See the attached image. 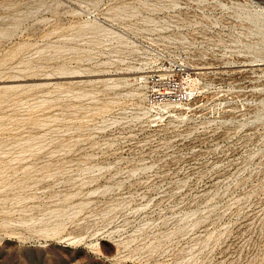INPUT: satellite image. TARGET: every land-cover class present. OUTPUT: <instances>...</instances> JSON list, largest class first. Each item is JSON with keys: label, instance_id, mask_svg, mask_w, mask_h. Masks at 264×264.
<instances>
[{"label": "rangeland", "instance_id": "374dc122", "mask_svg": "<svg viewBox=\"0 0 264 264\" xmlns=\"http://www.w3.org/2000/svg\"><path fill=\"white\" fill-rule=\"evenodd\" d=\"M0 264H264V0H0Z\"/></svg>", "mask_w": 264, "mask_h": 264}]
</instances>
